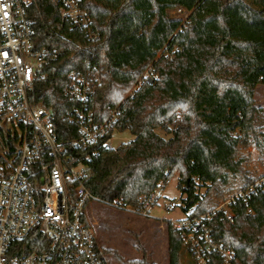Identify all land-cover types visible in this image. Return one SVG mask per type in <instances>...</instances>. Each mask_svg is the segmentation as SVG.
Here are the masks:
<instances>
[{"label": "trees", "instance_id": "1", "mask_svg": "<svg viewBox=\"0 0 264 264\" xmlns=\"http://www.w3.org/2000/svg\"><path fill=\"white\" fill-rule=\"evenodd\" d=\"M83 5L98 32L94 40L69 30L50 0L29 4L34 47L58 51L40 67L31 101L51 110L59 139L68 143L79 136L69 119L78 103L66 93L68 73L98 76L96 119L107 120L117 110L107 136L129 131L134 138L117 147H68L74 163H85L90 190L104 200L134 204L160 181L166 186L178 175L183 210L187 216L203 214L213 192L223 195L226 174L239 171L240 148L256 136L255 92L264 84V0L253 5L248 0H83ZM172 9L186 10L188 19L171 15ZM164 49L175 58H158ZM151 65L157 79L143 81L127 96ZM158 127L170 137L159 135ZM7 139L12 140L10 131L0 128V142ZM251 183L249 178L246 186ZM232 211L234 221L221 212L209 221L213 235L236 251L235 264H264L263 187ZM168 237L170 264H181L185 248L173 224ZM37 240L32 234L26 249ZM124 264L157 263L142 249V258Z\"/></svg>", "mask_w": 264, "mask_h": 264}, {"label": "built area", "instance_id": "2", "mask_svg": "<svg viewBox=\"0 0 264 264\" xmlns=\"http://www.w3.org/2000/svg\"><path fill=\"white\" fill-rule=\"evenodd\" d=\"M50 1L69 30L83 32L91 40L97 38L83 0ZM31 2L0 0V128L10 131L12 138L0 142V264H111L93 227L84 220L88 203L101 201L150 216L162 198L165 182L160 181L150 194L140 195L134 204L124 198L101 199L87 186L86 165L83 161L74 163L68 147H111L113 134L107 135L118 112L113 111L107 120H97L93 98L99 77L71 71L65 90L78 103L69 119L77 125L79 136L68 143L59 139L51 110L30 99L40 67L58 57L56 49L34 47L27 16ZM188 16L189 12L186 19ZM161 53L175 58L168 49ZM157 77L150 66L141 82H153ZM73 180L76 183L71 191ZM259 187L264 189V176L232 194L208 214L191 219L187 216L174 225L197 264H210L213 259L215 264H235L236 251L215 238L209 221L220 212L234 221L232 206L248 199ZM174 207L176 202L167 206ZM34 233L38 240L27 250L25 241L32 239V234L34 238Z\"/></svg>", "mask_w": 264, "mask_h": 264}, {"label": "rangeland", "instance_id": "3", "mask_svg": "<svg viewBox=\"0 0 264 264\" xmlns=\"http://www.w3.org/2000/svg\"><path fill=\"white\" fill-rule=\"evenodd\" d=\"M248 1L253 5V0ZM170 14L186 19L188 12L183 9L180 11L172 9ZM177 49L178 46H175L174 50ZM160 56L169 58L165 53L159 52L158 58ZM141 78L142 76L128 91L127 96H133L140 88ZM255 104L258 107L255 122L256 136L251 138V144L248 147L240 148L237 158L240 161L239 171H229L222 186L223 195L216 196L213 192L207 211L198 216H188L190 219L208 214L232 194L247 188L249 178L253 183L264 176V84H258L256 87ZM156 132L165 138L170 137V134L160 127L156 128ZM133 138L129 131H115L110 144L111 147H117ZM178 183V175L169 179L162 198L152 208L150 216L118 209L101 201L93 200L88 203L85 210L86 220L93 227L99 245L111 264H124L125 261L140 259L142 249L146 250L151 261L157 264H170L168 226L169 224L177 225L180 220L187 217V213L182 208L184 195ZM205 190L206 187L199 185L200 193ZM171 202H176L177 207L168 209L167 206ZM192 259L186 248L183 249L181 264H196V261Z\"/></svg>", "mask_w": 264, "mask_h": 264}]
</instances>
